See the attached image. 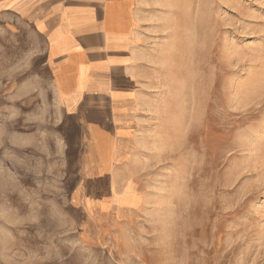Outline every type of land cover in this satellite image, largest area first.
I'll use <instances>...</instances> for the list:
<instances>
[{"label": "rangeland", "instance_id": "obj_1", "mask_svg": "<svg viewBox=\"0 0 264 264\" xmlns=\"http://www.w3.org/2000/svg\"><path fill=\"white\" fill-rule=\"evenodd\" d=\"M205 2L207 44L200 0H134L141 103L108 150L0 14V264H264V0Z\"/></svg>", "mask_w": 264, "mask_h": 264}, {"label": "crops", "instance_id": "obj_2", "mask_svg": "<svg viewBox=\"0 0 264 264\" xmlns=\"http://www.w3.org/2000/svg\"><path fill=\"white\" fill-rule=\"evenodd\" d=\"M0 14L9 16L10 36L24 38L19 53L26 64L33 37L41 40L42 65L63 114L94 148L112 149L141 103L134 0H0ZM108 161L104 155L99 163Z\"/></svg>", "mask_w": 264, "mask_h": 264}, {"label": "bare ground", "instance_id": "obj_3", "mask_svg": "<svg viewBox=\"0 0 264 264\" xmlns=\"http://www.w3.org/2000/svg\"><path fill=\"white\" fill-rule=\"evenodd\" d=\"M199 7H200V11H199L200 13L197 17V21L190 22L188 27L189 30L193 33H196V35L199 32L203 36L205 44H207L209 36L204 33L205 29L207 28V16H208L205 0H200ZM184 43H185L184 49L191 47L189 40H185Z\"/></svg>", "mask_w": 264, "mask_h": 264}]
</instances>
